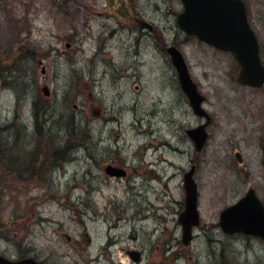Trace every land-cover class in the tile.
Instances as JSON below:
<instances>
[{"label": "rangeland", "instance_id": "obj_1", "mask_svg": "<svg viewBox=\"0 0 264 264\" xmlns=\"http://www.w3.org/2000/svg\"><path fill=\"white\" fill-rule=\"evenodd\" d=\"M244 2L264 62V0ZM182 9L180 0H0V255L264 264L263 242L218 226L249 188L264 203V87L239 85L230 53L186 36L176 24ZM137 19L147 23L142 33ZM171 44L213 116L198 156ZM70 121L79 130L68 137ZM106 164L127 175L108 177ZM191 165L200 224L184 246L177 217Z\"/></svg>", "mask_w": 264, "mask_h": 264}, {"label": "water", "instance_id": "obj_2", "mask_svg": "<svg viewBox=\"0 0 264 264\" xmlns=\"http://www.w3.org/2000/svg\"><path fill=\"white\" fill-rule=\"evenodd\" d=\"M182 11L176 16L179 29L188 36L217 49L230 52L240 70L239 84L260 88L264 84V66L259 57V46L254 31L251 29L242 0H180ZM167 54L175 68L182 91L187 96L192 108L198 115L204 114L200 108L203 100L192 82L186 63L180 51L168 47ZM49 96V90L42 88ZM188 135L199 150L206 140L203 127L189 130ZM239 163L242 158L235 154ZM105 172L109 176H123L121 169L108 166ZM184 209L178 215V223L182 228V244L188 246L192 239L191 229L198 226L197 186L193 180V168L183 178ZM219 227L225 235L242 234L260 239L264 242V206L253 189H248L233 205L219 213ZM69 241L70 238L66 237ZM135 261L138 254H130ZM0 264H38L33 258L10 261L0 256Z\"/></svg>", "mask_w": 264, "mask_h": 264}, {"label": "flooded vegetation", "instance_id": "obj_3", "mask_svg": "<svg viewBox=\"0 0 264 264\" xmlns=\"http://www.w3.org/2000/svg\"><path fill=\"white\" fill-rule=\"evenodd\" d=\"M137 21H138V23L134 26V27H140V28H138L137 29V31H139L140 33H142V30H143V28L142 27H146L147 26V23H145V22H143V21H140V19H137ZM171 46H175V47H177L176 45H174V44H171ZM208 46V45H207ZM161 47L163 48L164 47V42H162L161 43ZM208 47H211V48H213V49H215V51H218V52H222V53H224V51H221V50H219V49H216V48H214V47H212V46H208ZM178 81V80H177ZM178 85H179V88H180V84H179V81H178ZM202 98H203V100H202V102H201V104H200V107L203 109V111H204V114H202V115H198L195 111H194V109L192 108V106L190 105V103H188L189 104V106H190V109H191V111H192V113L194 114V119H195V124L193 125V126H190L191 128H189V129H186L185 130V134L188 136V131L189 130H195V129H198V128H200V127H203L204 128V131L206 132V141H205V143L203 144V147L202 148H200L199 150L197 149V146H196V144H195V142L192 140V139H190V137L188 136V138L191 140V142H192V145H193V151L197 154V156L202 152V151H204L205 149H206V147H207V144H209V140H210V132H209V130H210V127H211V125H212V122H213V116L203 107L204 106V102H205V97L202 95ZM188 101V100H187ZM107 166H112V167H117V168H121V167H118V166H116V165H114V164H106L105 166H104V169L107 167ZM190 168H193V170H194V173L196 172V166L195 165H191V167ZM121 169H123V168H121ZM124 170V169H123ZM127 175V174H126ZM184 175V174H183ZM194 175V174H193ZM130 254V253H129ZM139 255V254H138Z\"/></svg>", "mask_w": 264, "mask_h": 264}, {"label": "trees", "instance_id": "obj_4", "mask_svg": "<svg viewBox=\"0 0 264 264\" xmlns=\"http://www.w3.org/2000/svg\"><path fill=\"white\" fill-rule=\"evenodd\" d=\"M36 104H35V108H33L35 117H37L38 113H39V108L36 106ZM66 130H67V133H68V137H70V136L75 135L76 133H78L79 127L76 126L74 124V122L70 121V122H68V124H66Z\"/></svg>", "mask_w": 264, "mask_h": 264}, {"label": "bare ground", "instance_id": "obj_5", "mask_svg": "<svg viewBox=\"0 0 264 264\" xmlns=\"http://www.w3.org/2000/svg\"><path fill=\"white\" fill-rule=\"evenodd\" d=\"M37 128H38V127H37ZM37 130H38V132H40V129H39V128H38Z\"/></svg>", "mask_w": 264, "mask_h": 264}]
</instances>
